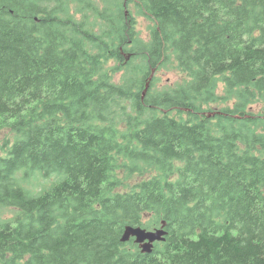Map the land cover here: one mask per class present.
<instances>
[{
  "label": "trees",
  "instance_id": "obj_1",
  "mask_svg": "<svg viewBox=\"0 0 264 264\" xmlns=\"http://www.w3.org/2000/svg\"><path fill=\"white\" fill-rule=\"evenodd\" d=\"M256 102L264 0H0V264H264Z\"/></svg>",
  "mask_w": 264,
  "mask_h": 264
},
{
  "label": "rangeland",
  "instance_id": "obj_2",
  "mask_svg": "<svg viewBox=\"0 0 264 264\" xmlns=\"http://www.w3.org/2000/svg\"><path fill=\"white\" fill-rule=\"evenodd\" d=\"M128 11L131 12L132 16L135 18L136 21V25L134 29L136 37L140 38L143 42L147 41L149 37V27L151 25L150 21L141 15L139 16L134 10H132V8H129ZM119 77L120 75H117V79ZM152 79H155V81H153V86H154L153 90H158V91H162L167 88H172L176 84L181 83L184 80L183 75L180 72L170 67L166 69H160L156 73L154 72ZM217 94L221 97L224 96L222 83H219L218 85ZM229 102L231 101L223 102V100L222 101L219 100L217 103L210 105L209 107L212 110V112H218L226 108V104ZM229 105L231 106V104ZM249 110L251 113L255 114L256 116L264 115V102L253 103L249 108ZM172 114L176 116L175 112H173ZM149 176L150 173L144 174V178H147ZM154 229L150 231L154 232Z\"/></svg>",
  "mask_w": 264,
  "mask_h": 264
},
{
  "label": "water",
  "instance_id": "obj_3",
  "mask_svg": "<svg viewBox=\"0 0 264 264\" xmlns=\"http://www.w3.org/2000/svg\"><path fill=\"white\" fill-rule=\"evenodd\" d=\"M129 57H127L128 59ZM149 78L151 80L152 76ZM149 84H146L142 97L145 95ZM165 222H162L160 228L154 229V232L147 231L142 228L126 227L122 233L120 242L127 243L133 240L134 244L138 245L142 254H150L153 251L154 244L165 241L166 232L164 230Z\"/></svg>",
  "mask_w": 264,
  "mask_h": 264
}]
</instances>
